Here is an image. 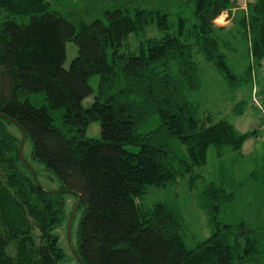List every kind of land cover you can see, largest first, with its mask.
Wrapping results in <instances>:
<instances>
[{
    "label": "trees",
    "instance_id": "obj_1",
    "mask_svg": "<svg viewBox=\"0 0 264 264\" xmlns=\"http://www.w3.org/2000/svg\"><path fill=\"white\" fill-rule=\"evenodd\" d=\"M148 1L73 23L50 11V0H0V264L66 261L56 233L72 215L65 194L77 203L81 198L73 231L83 264H264V229L223 221L236 199L223 185L211 183L202 193L213 232L194 248L186 244L180 212L163 203L147 209L138 203L149 188L202 177L210 147L223 158L241 153L256 136L239 134L225 118L215 122L211 113L200 118L188 95L202 88L195 51L230 89L254 82L253 68L264 60V0L250 2L239 18L252 58L242 76L228 66L215 25L235 1L171 0L178 4L176 21L157 0L152 8L141 5ZM150 27L162 36L146 38ZM68 43L78 53L66 68ZM35 95L44 97L40 106L32 103ZM245 107L240 102L232 113L241 116ZM155 117L160 125L144 132ZM95 122L100 139L87 137ZM25 135L33 145L31 159L54 174L58 192H47L35 181L32 163L21 159Z\"/></svg>",
    "mask_w": 264,
    "mask_h": 264
},
{
    "label": "rangeland",
    "instance_id": "obj_2",
    "mask_svg": "<svg viewBox=\"0 0 264 264\" xmlns=\"http://www.w3.org/2000/svg\"><path fill=\"white\" fill-rule=\"evenodd\" d=\"M156 1V0H155ZM237 3L229 13H224L215 25L220 30H216L221 42V52L226 56L228 66L238 76H242L245 71L252 66L250 54V41L243 35V29L239 24V18L247 10V6L254 0H233ZM139 0H50V11H56L71 22L90 23L100 17L105 10H111L117 7L138 5ZM160 9L175 14L174 20H177L179 12L175 10V5L171 0H157L154 2ZM147 4V8H152V0ZM172 7H170V5ZM182 13L185 16H191V11L182 7ZM178 12V13H177ZM3 12L0 11V17ZM231 19V22L227 23ZM146 38H160L162 35L154 28L150 27L146 32ZM138 41L131 39V44L136 46ZM78 53L77 47L68 43L66 45V62L68 68L71 61ZM194 60L198 65L202 88L200 91L189 94V100L199 107L198 115L204 118V114H214V121L227 119L239 134L256 132V136L251 137L244 144L241 153L228 152L223 158L217 157L215 147H210L207 153V164L200 171L202 177L195 174L192 177L179 179L178 183L167 188L157 189L149 188L146 195L138 200L143 209L152 207L157 203L166 204L180 212L187 226L186 244L188 248H194L197 244L203 242L212 235L213 229L209 223V217L201 208V197L205 188L214 183L223 185L228 192L236 193V199L223 215V221L227 224L244 223L247 229H264V119L260 112L252 105V95L264 99V60L258 67H254V82L240 88L230 89L221 75L216 71L213 64L208 62L201 54L194 52ZM91 86L97 91L99 77L91 80ZM95 95L84 100L83 105L89 108L94 103ZM33 104L41 105L44 103L43 95L31 96ZM246 102L244 114L241 116L232 113L233 108L240 102ZM160 125L158 117L153 118L144 129V132L156 129ZM13 133L21 139L20 133L10 127ZM87 137L91 139L101 138L100 123L95 122L89 126ZM131 151L136 148L129 147ZM182 158L186 157L184 148L176 147ZM23 156L26 161L32 163V170L38 183L47 192H58L60 184L57 178L45 167L31 159L33 145L28 140L23 149ZM196 176L199 179L196 182ZM194 179L191 184L190 180ZM65 210L67 216L74 212L77 200L70 194L64 195ZM76 214L71 225V244L67 235V221L57 230L60 239V248L66 255V261L63 264H80L72 248L77 250V240L73 229L76 228L79 216Z\"/></svg>",
    "mask_w": 264,
    "mask_h": 264
},
{
    "label": "water",
    "instance_id": "obj_3",
    "mask_svg": "<svg viewBox=\"0 0 264 264\" xmlns=\"http://www.w3.org/2000/svg\"><path fill=\"white\" fill-rule=\"evenodd\" d=\"M27 139H28V136L25 135V137L23 138V140H22V142H21V148H20V152H19V155H20V157H21V159H22L23 161H24V159H23V149H24V145H25V142L27 141ZM33 176H34L35 181H37L36 176H35V174H34V171H33ZM50 193H54V192H50ZM77 197H78V203H77V206H76L74 212L72 213V215H71V217H70V220H69V222H68V240H69L70 244H71V225H72V220H73L74 216L76 215V213L78 212V209H79V207H80V205H81V198H80V196H77ZM72 250H73V253L75 254V257H76L77 261H78L80 264H83V262H82L80 256L77 255V253L75 252L74 248H72Z\"/></svg>",
    "mask_w": 264,
    "mask_h": 264
},
{
    "label": "built area",
    "instance_id": "obj_4",
    "mask_svg": "<svg viewBox=\"0 0 264 264\" xmlns=\"http://www.w3.org/2000/svg\"><path fill=\"white\" fill-rule=\"evenodd\" d=\"M252 105L260 112L262 118L264 119V101L262 98L253 95Z\"/></svg>",
    "mask_w": 264,
    "mask_h": 264
},
{
    "label": "crops",
    "instance_id": "obj_5",
    "mask_svg": "<svg viewBox=\"0 0 264 264\" xmlns=\"http://www.w3.org/2000/svg\"><path fill=\"white\" fill-rule=\"evenodd\" d=\"M222 16H223V15H222ZM216 21H217V20H216ZM229 22H231V19H230L229 21H227L226 24L229 23ZM252 96H253V95H252Z\"/></svg>",
    "mask_w": 264,
    "mask_h": 264
},
{
    "label": "flooded vegetation",
    "instance_id": "obj_6",
    "mask_svg": "<svg viewBox=\"0 0 264 264\" xmlns=\"http://www.w3.org/2000/svg\"><path fill=\"white\" fill-rule=\"evenodd\" d=\"M70 220V219H69ZM69 222V221H68ZM67 235H68V226H67Z\"/></svg>",
    "mask_w": 264,
    "mask_h": 264
}]
</instances>
